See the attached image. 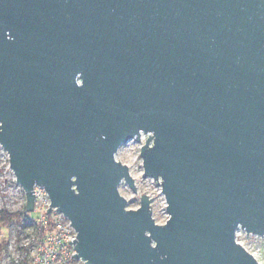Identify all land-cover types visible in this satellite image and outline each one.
Returning <instances> with one entry per match:
<instances>
[{"label": "water", "instance_id": "95a60500", "mask_svg": "<svg viewBox=\"0 0 264 264\" xmlns=\"http://www.w3.org/2000/svg\"><path fill=\"white\" fill-rule=\"evenodd\" d=\"M143 134L162 224L120 193ZM0 144L85 264H261L264 0H0Z\"/></svg>", "mask_w": 264, "mask_h": 264}, {"label": "rangeland", "instance_id": "374dc122", "mask_svg": "<svg viewBox=\"0 0 264 264\" xmlns=\"http://www.w3.org/2000/svg\"><path fill=\"white\" fill-rule=\"evenodd\" d=\"M144 136L140 141L132 140L123 145L116 158L129 166L135 178L137 191L135 192L128 183L120 186V193L128 200V208H137L141 203L143 194L153 197L151 206L152 215L157 223H165L168 217L166 201L161 192V179L143 176V159L141 147L147 141ZM159 182V183H158ZM27 198L24 189L17 182L15 173L10 166L9 154L0 144V264H25V254L20 249L19 239L30 235V217L36 218L39 212L34 210L30 215H25ZM3 213L10 214L4 218ZM238 241L246 246L264 264V236L253 235L245 230L238 231Z\"/></svg>", "mask_w": 264, "mask_h": 264}, {"label": "built area", "instance_id": "2783aa9c", "mask_svg": "<svg viewBox=\"0 0 264 264\" xmlns=\"http://www.w3.org/2000/svg\"><path fill=\"white\" fill-rule=\"evenodd\" d=\"M144 136L149 137L147 134L142 135V137ZM33 191L35 194L34 210L39 212V216L29 218L30 235H21L19 239L20 249L25 254V264H85L81 258L72 256L77 251L75 243L69 241L77 239L78 233L71 221L57 208H52L48 212L51 207V199L43 186L34 185ZM149 196L151 197V195ZM25 215H30L26 208ZM42 230H44L43 233ZM253 255L255 256V254ZM260 263L262 264L261 261Z\"/></svg>", "mask_w": 264, "mask_h": 264}, {"label": "trees", "instance_id": "16d2710c", "mask_svg": "<svg viewBox=\"0 0 264 264\" xmlns=\"http://www.w3.org/2000/svg\"><path fill=\"white\" fill-rule=\"evenodd\" d=\"M3 215L5 216L4 218H1L2 220L3 219H6V217H9L10 216V214H7V213H3ZM44 232V230H42V233Z\"/></svg>", "mask_w": 264, "mask_h": 264}]
</instances>
